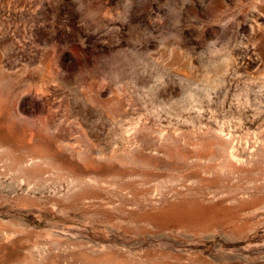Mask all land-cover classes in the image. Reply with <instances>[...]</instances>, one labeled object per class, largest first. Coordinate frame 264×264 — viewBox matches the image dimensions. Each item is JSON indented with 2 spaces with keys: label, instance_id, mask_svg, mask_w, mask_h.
Returning a JSON list of instances; mask_svg holds the SVG:
<instances>
[{
  "label": "rangeland",
  "instance_id": "rangeland-1",
  "mask_svg": "<svg viewBox=\"0 0 264 264\" xmlns=\"http://www.w3.org/2000/svg\"><path fill=\"white\" fill-rule=\"evenodd\" d=\"M0 264H264V0H0Z\"/></svg>",
  "mask_w": 264,
  "mask_h": 264
}]
</instances>
